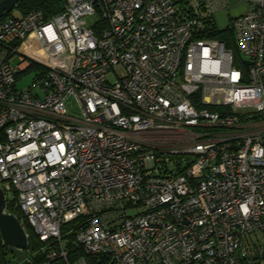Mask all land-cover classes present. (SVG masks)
I'll use <instances>...</instances> for the list:
<instances>
[{"label": "built area", "instance_id": "2783aa9c", "mask_svg": "<svg viewBox=\"0 0 264 264\" xmlns=\"http://www.w3.org/2000/svg\"><path fill=\"white\" fill-rule=\"evenodd\" d=\"M244 1L237 54L213 34L228 0L0 19V187L30 264H264V0Z\"/></svg>", "mask_w": 264, "mask_h": 264}, {"label": "trees", "instance_id": "16d2710c", "mask_svg": "<svg viewBox=\"0 0 264 264\" xmlns=\"http://www.w3.org/2000/svg\"><path fill=\"white\" fill-rule=\"evenodd\" d=\"M65 2L66 0H19L16 6L19 13L16 14V16L25 15L32 10H41L44 13L45 17L50 18L64 9ZM215 29L216 30L213 33L215 37L225 41L227 47L229 49H232L234 53L237 54V48H236V44L234 42L231 30L229 28L220 30L217 28V25L215 26ZM32 67H35V66L32 65ZM15 203H16V197H14L13 200H8L7 208H9L10 212L14 213L15 215H17V217L20 220H22V213L20 212L19 208L15 206ZM23 222L25 225L28 224L26 220H24ZM28 226L30 227L29 224ZM28 232H30V237L28 239L29 240L28 247L25 251V256H27L28 254L32 255L33 251L36 250V248L39 246L38 239L37 238L35 239L34 237L35 235L34 231L31 230L30 228V231L28 230ZM30 251L31 253H29ZM9 254L10 252L8 251L7 246L3 244L2 236L0 234V264H2V262L4 263V261L7 264H13L12 259L8 257ZM14 256H17V255H14ZM19 258L20 260H22L21 264H30L25 259V257L24 259H22V257L19 256ZM36 260L38 259L36 258Z\"/></svg>", "mask_w": 264, "mask_h": 264}, {"label": "water", "instance_id": "95a60500", "mask_svg": "<svg viewBox=\"0 0 264 264\" xmlns=\"http://www.w3.org/2000/svg\"><path fill=\"white\" fill-rule=\"evenodd\" d=\"M19 0H0V19L12 13ZM7 197L0 187V234L3 244L8 251L17 254L22 259L28 247V236L20 219L12 212L7 211Z\"/></svg>", "mask_w": 264, "mask_h": 264}, {"label": "rangeland", "instance_id": "374dc122", "mask_svg": "<svg viewBox=\"0 0 264 264\" xmlns=\"http://www.w3.org/2000/svg\"><path fill=\"white\" fill-rule=\"evenodd\" d=\"M230 5H231L230 9H228V10L224 9V10L216 12V14H215L214 18L216 21V25H217V28L220 30H224L227 27H229L230 23L232 21V18H234V17L238 16L239 14L245 12L246 3L243 0H230ZM18 13L19 12H18L17 8H15L12 11V13L9 15L15 16ZM14 59H15L14 62L18 61L17 57H15ZM36 71H37L36 68L31 67L30 69H27L26 71L21 72L20 80H19L20 85H23V86L29 85L32 82V80L34 79V77L36 76ZM109 79L114 80L113 74H109ZM68 110H69L70 114L79 116L78 104L75 100H73V99L70 100V104L68 105ZM7 199L13 200L12 193L7 194ZM7 211L10 212L9 208H7ZM23 224H24V222H23ZM24 227H25V230L27 232H28V230L30 231L31 227H29L28 224L27 225L24 224ZM31 230H33V229L31 228ZM28 233H30V232H28ZM34 237L36 239V235H34ZM14 255H17V254H13V253L9 254L10 259H12V261H13L12 263L13 264H21L22 260H20L19 255H17V256H14Z\"/></svg>", "mask_w": 264, "mask_h": 264}, {"label": "crops", "instance_id": "0c3cea01", "mask_svg": "<svg viewBox=\"0 0 264 264\" xmlns=\"http://www.w3.org/2000/svg\"><path fill=\"white\" fill-rule=\"evenodd\" d=\"M244 1V0H243ZM245 2V1H244ZM246 3V2H245ZM231 8V5H230V0H228V5H227V7L225 8V9H230ZM247 8H248V4L246 3V9H245V11L247 10ZM222 10H224V9H222ZM221 11V10H220ZM8 257H9V255H8ZM2 264H7L5 261H4V263L2 262Z\"/></svg>", "mask_w": 264, "mask_h": 264}, {"label": "flooded vegetation", "instance_id": "af4514ba", "mask_svg": "<svg viewBox=\"0 0 264 264\" xmlns=\"http://www.w3.org/2000/svg\"><path fill=\"white\" fill-rule=\"evenodd\" d=\"M26 251V250H25Z\"/></svg>", "mask_w": 264, "mask_h": 264}]
</instances>
